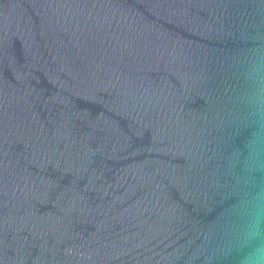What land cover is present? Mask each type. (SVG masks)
<instances>
[{"label": "water", "instance_id": "95a60500", "mask_svg": "<svg viewBox=\"0 0 264 264\" xmlns=\"http://www.w3.org/2000/svg\"><path fill=\"white\" fill-rule=\"evenodd\" d=\"M258 47L264 0H0V264H248Z\"/></svg>", "mask_w": 264, "mask_h": 264}, {"label": "clouds", "instance_id": "9594fccd", "mask_svg": "<svg viewBox=\"0 0 264 264\" xmlns=\"http://www.w3.org/2000/svg\"><path fill=\"white\" fill-rule=\"evenodd\" d=\"M245 75L248 82L247 101L254 113H264V47H258L249 54ZM251 152L254 158L255 142ZM249 214L248 235L254 237L261 219H264V191L256 193L249 202ZM248 264H264V248H258Z\"/></svg>", "mask_w": 264, "mask_h": 264}]
</instances>
